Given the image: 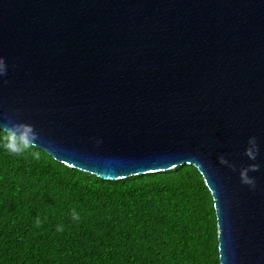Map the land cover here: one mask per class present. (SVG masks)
<instances>
[{
  "label": "water",
  "instance_id": "water-1",
  "mask_svg": "<svg viewBox=\"0 0 264 264\" xmlns=\"http://www.w3.org/2000/svg\"><path fill=\"white\" fill-rule=\"evenodd\" d=\"M0 57V127L102 180L194 166L219 264H264V0H0Z\"/></svg>",
  "mask_w": 264,
  "mask_h": 264
},
{
  "label": "trees",
  "instance_id": "trees-1",
  "mask_svg": "<svg viewBox=\"0 0 264 264\" xmlns=\"http://www.w3.org/2000/svg\"><path fill=\"white\" fill-rule=\"evenodd\" d=\"M217 235L192 165L111 181L0 150V264H219Z\"/></svg>",
  "mask_w": 264,
  "mask_h": 264
},
{
  "label": "clouds",
  "instance_id": "clouds-1",
  "mask_svg": "<svg viewBox=\"0 0 264 264\" xmlns=\"http://www.w3.org/2000/svg\"><path fill=\"white\" fill-rule=\"evenodd\" d=\"M7 74V65L3 57H0V81ZM6 83V81H3ZM40 139L39 134L33 128V126L24 123H16L11 118H6V122L3 127H0V150L9 155L16 157L27 158L30 157L34 161L41 159V151L38 149L37 141ZM100 140H95V144L99 145ZM243 155L247 160L252 161L247 167H242L238 170L239 181L242 185L247 186L250 190L256 188L255 178L250 176L249 173H256L260 170V165L255 163L257 156L259 155V146L257 144L256 137H249L247 145L244 149ZM218 163L221 166H225L232 171H237L236 167L229 162L224 156L218 157ZM71 221L73 223L80 222L79 212L73 208L71 210ZM42 220L39 216L35 218V227L40 228ZM57 232H63V225H57Z\"/></svg>",
  "mask_w": 264,
  "mask_h": 264
}]
</instances>
